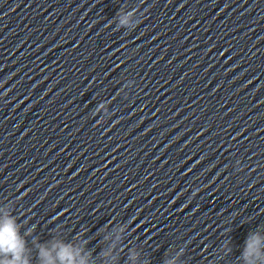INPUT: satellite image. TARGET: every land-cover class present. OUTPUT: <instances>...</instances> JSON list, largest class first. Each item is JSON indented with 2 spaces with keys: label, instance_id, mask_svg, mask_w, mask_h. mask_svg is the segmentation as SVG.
Listing matches in <instances>:
<instances>
[{
  "label": "clouds",
  "instance_id": "obj_1",
  "mask_svg": "<svg viewBox=\"0 0 264 264\" xmlns=\"http://www.w3.org/2000/svg\"><path fill=\"white\" fill-rule=\"evenodd\" d=\"M125 21L122 20L121 23ZM260 244L259 236H249L246 241V248L244 251L245 259H248L253 253H258L257 246ZM24 251V242L18 235L17 227L13 220L6 219L0 224V253H10L13 260L8 264H28L26 260L21 262V253ZM41 257H47L46 264H53L51 257L47 252L41 251ZM58 258L61 264H75L73 254L70 248L62 247L58 252Z\"/></svg>",
  "mask_w": 264,
  "mask_h": 264
}]
</instances>
